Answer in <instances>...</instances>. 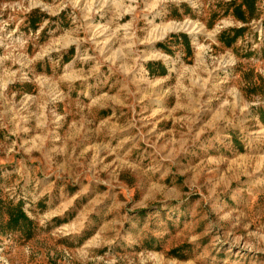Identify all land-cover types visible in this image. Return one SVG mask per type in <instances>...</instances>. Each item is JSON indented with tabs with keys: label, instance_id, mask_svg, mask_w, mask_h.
Here are the masks:
<instances>
[{
	"label": "rangeland",
	"instance_id": "374dc122",
	"mask_svg": "<svg viewBox=\"0 0 264 264\" xmlns=\"http://www.w3.org/2000/svg\"><path fill=\"white\" fill-rule=\"evenodd\" d=\"M0 264H264V0H0Z\"/></svg>",
	"mask_w": 264,
	"mask_h": 264
},
{
	"label": "trees",
	"instance_id": "16d2710c",
	"mask_svg": "<svg viewBox=\"0 0 264 264\" xmlns=\"http://www.w3.org/2000/svg\"><path fill=\"white\" fill-rule=\"evenodd\" d=\"M6 215L7 219L4 225L9 231L22 229L31 225V220L21 210L20 205L12 204L10 201L6 206Z\"/></svg>",
	"mask_w": 264,
	"mask_h": 264
},
{
	"label": "crops",
	"instance_id": "0c3cea01",
	"mask_svg": "<svg viewBox=\"0 0 264 264\" xmlns=\"http://www.w3.org/2000/svg\"><path fill=\"white\" fill-rule=\"evenodd\" d=\"M78 121L72 123L69 127V134L71 135L72 138L77 137L78 133H80V129L78 128Z\"/></svg>",
	"mask_w": 264,
	"mask_h": 264
},
{
	"label": "bare ground",
	"instance_id": "6f19581e",
	"mask_svg": "<svg viewBox=\"0 0 264 264\" xmlns=\"http://www.w3.org/2000/svg\"><path fill=\"white\" fill-rule=\"evenodd\" d=\"M176 27H177V26L175 25V26L173 27V29H176ZM171 28H172V27H171Z\"/></svg>",
	"mask_w": 264,
	"mask_h": 264
}]
</instances>
